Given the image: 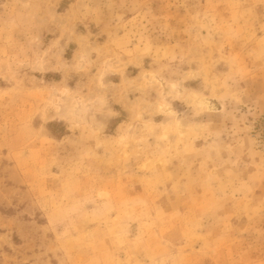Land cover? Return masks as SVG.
<instances>
[{"label": "rangeland", "instance_id": "rangeland-1", "mask_svg": "<svg viewBox=\"0 0 264 264\" xmlns=\"http://www.w3.org/2000/svg\"><path fill=\"white\" fill-rule=\"evenodd\" d=\"M0 264H264V0H0Z\"/></svg>", "mask_w": 264, "mask_h": 264}, {"label": "bare ground", "instance_id": "bare-ground-1", "mask_svg": "<svg viewBox=\"0 0 264 264\" xmlns=\"http://www.w3.org/2000/svg\"><path fill=\"white\" fill-rule=\"evenodd\" d=\"M209 105H210V108L211 109H215V104H213V103L210 102Z\"/></svg>", "mask_w": 264, "mask_h": 264}]
</instances>
